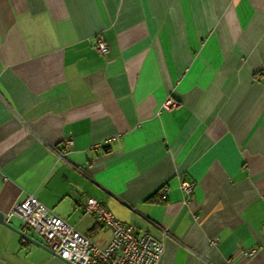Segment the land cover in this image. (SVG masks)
Returning a JSON list of instances; mask_svg holds the SVG:
<instances>
[{
	"label": "crops",
	"instance_id": "1",
	"mask_svg": "<svg viewBox=\"0 0 264 264\" xmlns=\"http://www.w3.org/2000/svg\"><path fill=\"white\" fill-rule=\"evenodd\" d=\"M29 194L104 246L95 198L157 264H264V0H0L4 218ZM8 223L0 264H69Z\"/></svg>",
	"mask_w": 264,
	"mask_h": 264
},
{
	"label": "built area",
	"instance_id": "2",
	"mask_svg": "<svg viewBox=\"0 0 264 264\" xmlns=\"http://www.w3.org/2000/svg\"><path fill=\"white\" fill-rule=\"evenodd\" d=\"M96 49L100 53L108 50L103 39L98 38ZM175 101L167 99L163 107L175 105ZM72 140L64 141L65 154L72 146ZM60 156V155H59ZM82 170V167H76ZM186 202L192 192L188 180L181 182ZM166 187L160 188V194L165 196ZM85 213L94 216L95 220L110 230V239L104 246L97 245L90 237L80 232L75 226L66 222L39 201L35 195L29 194L20 202L14 203L6 217V222L12 217L22 221L21 231L31 228L42 237L47 247L69 264H157L163 254L164 244L161 239L151 233H136L132 225L117 219L112 212L105 208L93 197H88L83 204ZM252 249L248 255L252 256Z\"/></svg>",
	"mask_w": 264,
	"mask_h": 264
},
{
	"label": "water",
	"instance_id": "3",
	"mask_svg": "<svg viewBox=\"0 0 264 264\" xmlns=\"http://www.w3.org/2000/svg\"><path fill=\"white\" fill-rule=\"evenodd\" d=\"M0 223L7 225L8 227H12L8 222L5 221L3 214L0 212ZM21 233V231H19ZM51 251V250H50ZM53 253V251H52Z\"/></svg>",
	"mask_w": 264,
	"mask_h": 264
}]
</instances>
